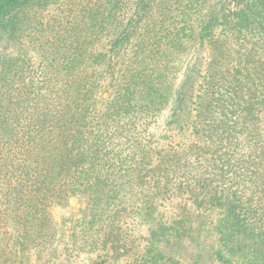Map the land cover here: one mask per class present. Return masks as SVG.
Listing matches in <instances>:
<instances>
[{
    "label": "trees",
    "instance_id": "16d2710c",
    "mask_svg": "<svg viewBox=\"0 0 264 264\" xmlns=\"http://www.w3.org/2000/svg\"><path fill=\"white\" fill-rule=\"evenodd\" d=\"M7 30L0 264H176L190 207L264 257L230 245L264 241V0H0Z\"/></svg>",
    "mask_w": 264,
    "mask_h": 264
},
{
    "label": "rangeland",
    "instance_id": "374dc122",
    "mask_svg": "<svg viewBox=\"0 0 264 264\" xmlns=\"http://www.w3.org/2000/svg\"><path fill=\"white\" fill-rule=\"evenodd\" d=\"M25 15L22 14L18 15L15 20L22 21L23 17ZM6 29H10L6 27ZM8 33H10L8 30L7 32L3 33L2 35V41L1 45L5 44L7 46L6 49L13 50L12 54L10 56H15L17 54V49L19 48V45H17V39L11 38L8 39ZM0 45V50H1ZM179 200V199H178ZM177 205L176 201L175 203H171L170 205L166 207H163L162 209L166 212L170 213L172 216H175L178 214L177 209H175V206ZM83 204L81 201H79L77 198H72L69 203V209L63 210L62 208H54V213L56 217L59 219L64 218L67 223H73L75 222L81 215ZM192 210V215H194L195 218H201L208 222L207 224V230L208 233L206 236H202L201 239L197 240H190L187 239L185 241H178L172 245L175 248V253L173 254L175 257L174 262L176 264H257L261 262L264 264V257L262 253H260L257 257L253 256L251 259V255L247 251L246 247L242 250L236 251L234 254L229 253L228 251L222 253L217 252L219 248H222V241L219 237L220 228L216 224L220 223V218L224 215L220 212H212L210 214L209 211H193L192 207H190ZM223 214V215H222ZM219 216V217H218ZM218 218V219H217ZM196 221V220H194ZM250 241L256 242L254 246L262 248V245H264V241L262 239L257 238H249L247 240H244L243 242L241 240L238 241H231L230 245L234 246V248H240L245 244L250 243ZM244 243V244H243ZM233 248V247H229ZM35 257H32L33 261H37L34 259ZM44 259V260H43ZM42 260H39V263L46 262V264H59L60 257L55 258L51 255H47ZM251 259V260H250Z\"/></svg>",
    "mask_w": 264,
    "mask_h": 264
}]
</instances>
